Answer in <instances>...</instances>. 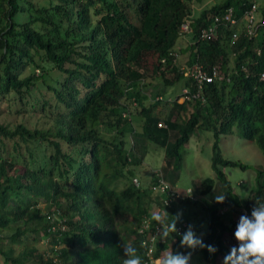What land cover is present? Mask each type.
I'll return each instance as SVG.
<instances>
[{
	"label": "trees",
	"instance_id": "obj_1",
	"mask_svg": "<svg viewBox=\"0 0 264 264\" xmlns=\"http://www.w3.org/2000/svg\"><path fill=\"white\" fill-rule=\"evenodd\" d=\"M246 1L227 0L192 17L193 40L178 50L187 56V66L198 63L210 72L217 66L230 81L206 83L199 98L181 103L180 94L165 101L156 96L146 106L139 91L148 89L149 79L165 88L184 81L191 93L198 90L171 56L181 39L180 25L192 14L186 0H0V102L34 88L49 73L43 63L65 77L55 80L59 87L47 86L53 99L42 109L45 127L0 123L2 264H122L123 242L136 247L146 263L140 245L148 232L140 229L164 208L163 195L153 190L156 177L148 187L136 186L133 177L150 143L165 150L166 181L168 172H180L183 149L197 131L214 134L216 178L194 181L196 192L212 202L206 231L193 229L217 251L183 248L177 236L175 244L158 242L155 258L199 252L204 263L223 264L238 247L234 233L240 216H251L256 203H264V166L224 158L219 147L221 136L238 134L264 148V27L254 40L240 36L235 44L226 28L217 40L195 38L212 15ZM30 66L42 69V76H23ZM160 102L171 108L163 121L154 113ZM235 168L256 171L245 197L235 192L226 172ZM126 180L131 184L120 187ZM215 193L227 195L225 202L216 203ZM43 237L44 252L33 244ZM16 245H25L17 257Z\"/></svg>",
	"mask_w": 264,
	"mask_h": 264
},
{
	"label": "rangeland",
	"instance_id": "obj_2",
	"mask_svg": "<svg viewBox=\"0 0 264 264\" xmlns=\"http://www.w3.org/2000/svg\"><path fill=\"white\" fill-rule=\"evenodd\" d=\"M186 1L187 5L191 9V15H193V17H198L203 10L209 9L215 5L223 4L227 0ZM1 15L2 12L0 4V17ZM191 38L189 36L181 38L177 43V49L186 48L193 40V38ZM187 60V56L184 58L183 55H180L178 64L182 71L187 66ZM147 63L149 74H151L153 61L150 60ZM42 66L44 70L49 71V73L44 74V79L42 78L34 88L30 91H24L21 96L14 94L9 95L6 99L0 102V123L10 127L22 124L30 129L45 127V123L42 119L44 115L42 109L48 100L50 101L53 99V92L50 91L47 86L51 85L53 87H59L55 80H60L62 82L65 77H63V75L58 71L54 70L53 66L50 64L43 63ZM30 74H35L36 77H40L43 74V70L40 68L38 69L37 66H30L27 68L23 76H28ZM149 80H151V85L148 86V89L139 91V98L146 106L153 104L156 96H161L164 101L174 99L181 94L182 90L185 88L184 81H181L171 88H165L157 85L158 83L153 79ZM180 102H182V100H180ZM170 109L171 108L168 103L160 102L154 109V113L161 121H163L168 118ZM135 125L137 130H140L139 125ZM102 132L108 134L106 130H103ZM128 140L129 142H132L131 137H128ZM214 142L215 139L212 131L195 132L191 135L190 141L183 149L184 162L182 170L175 175H172L173 172H168L171 177L169 175H165L167 181L173 185L178 192L184 194L186 191H193L192 193L195 195L196 202L198 201L197 204L180 201L175 207L169 210L164 208H159V210H157L160 212L166 210L169 213V216H175L178 212H182L181 220L185 219L188 225L193 226V228L199 226L202 233H204L207 229L208 217L206 209L207 206H210L212 200L209 195H201L196 192V189L194 188V181L198 178L201 180L216 178L215 172L212 169ZM219 147L224 158L241 160L244 164H249L254 167L264 166V148H262L259 143L252 145L249 141L241 140L238 134H236V136L233 134L229 136H221L219 138ZM164 153L165 150L163 148L150 143L145 160L138 170H136L133 182L134 179H137L140 184H145L148 187L154 177L157 178L160 174H162ZM226 172L234 186L235 192L245 197L249 193L252 184H254L256 171L252 168H249L246 171L235 168L226 169ZM125 184H131V181L126 180V182L120 184V187ZM215 191H219L218 186ZM176 237V235L173 236L174 244L178 241ZM33 244H37L43 252L47 250L46 237L41 238L40 241L38 240L37 242L33 241ZM24 249L25 245H16L14 247V256H19ZM192 263L206 264L202 260L199 252L192 253ZM0 264H2L1 257Z\"/></svg>",
	"mask_w": 264,
	"mask_h": 264
},
{
	"label": "built area",
	"instance_id": "obj_3",
	"mask_svg": "<svg viewBox=\"0 0 264 264\" xmlns=\"http://www.w3.org/2000/svg\"><path fill=\"white\" fill-rule=\"evenodd\" d=\"M193 15H189L182 22L179 28V35L181 38H186L190 34H193V28L191 24V19ZM264 27V0H248L241 4V8H237L236 6L230 5L220 12L212 15L207 23L201 27L198 31V34L195 38V42H205V41H213L217 40L219 37V32L221 28H226L231 30V43L235 44V42L239 39L240 36H244L249 40H254L259 30ZM179 51L178 49L171 53V56L175 58V60L179 59ZM163 62H165L163 60ZM184 75L187 78H192L197 85V92L191 93L188 88H184L180 94L179 102L186 100H190L193 98H199L200 93L202 92L203 86L206 83H212L213 81H230L229 77L226 78L221 74L218 67L215 66L212 68V72L207 71L205 67L201 64H194L192 66H186L183 69ZM261 81H264V74L260 77ZM181 102V103H182ZM160 127H165L163 122L159 123ZM134 183L136 186H140V183L137 179H134ZM153 190L158 191L163 195V206L165 209H169L178 202L184 200L185 198L190 199L191 201H196L195 195H193V191H186L184 194L178 192L175 187H172L160 174L157 177L156 184L153 185ZM147 221H150V225L146 224ZM188 223L186 221L180 222L177 224V228L179 233H183L188 228ZM158 225L154 224L151 221V217H148L143 222V226L140 229L141 232L147 231L146 239L149 244V247L152 248V255L149 257L146 255L148 260L145 264H155V262L160 258H155L156 244L159 241V238L156 236V232L158 229ZM176 236H181L176 234ZM166 255V254H165Z\"/></svg>",
	"mask_w": 264,
	"mask_h": 264
},
{
	"label": "clouds",
	"instance_id": "obj_4",
	"mask_svg": "<svg viewBox=\"0 0 264 264\" xmlns=\"http://www.w3.org/2000/svg\"><path fill=\"white\" fill-rule=\"evenodd\" d=\"M224 194L214 195L216 203L222 204L226 200ZM169 213L156 211L151 214V221H155L159 226L156 236L159 241L167 242L173 239V234L182 236L180 246L193 251L197 248H207L210 253H215L217 249L212 245L204 243L203 239L197 236L193 226L189 225L187 230L179 233L177 223L182 217V212H178L168 220ZM146 224L150 225V221ZM238 241V247L233 246L224 257L223 264H264V203H256L252 209L251 216L247 214L241 215L234 233ZM124 255L122 256V264H145V260L138 249L130 244L122 243L121 245ZM141 248L145 249L147 256L152 255V248L149 247L147 241H142ZM192 252L187 254L168 252L161 256L155 264H190Z\"/></svg>",
	"mask_w": 264,
	"mask_h": 264
}]
</instances>
